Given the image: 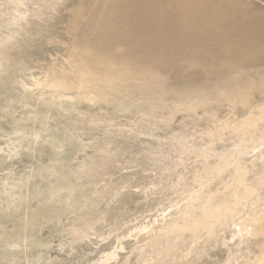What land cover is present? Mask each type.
<instances>
[{"label":"rangeland","instance_id":"374dc122","mask_svg":"<svg viewBox=\"0 0 264 264\" xmlns=\"http://www.w3.org/2000/svg\"><path fill=\"white\" fill-rule=\"evenodd\" d=\"M107 2L0 0V264L264 262V75L176 94Z\"/></svg>","mask_w":264,"mask_h":264},{"label":"bare ground","instance_id":"6f19581e","mask_svg":"<svg viewBox=\"0 0 264 264\" xmlns=\"http://www.w3.org/2000/svg\"><path fill=\"white\" fill-rule=\"evenodd\" d=\"M263 7L245 0H109L101 39L121 45L140 71L139 62L157 59L150 72L177 73L176 94L184 88L238 97L245 77L264 75ZM257 83L249 86L257 89ZM191 222L189 228H200V221Z\"/></svg>","mask_w":264,"mask_h":264}]
</instances>
